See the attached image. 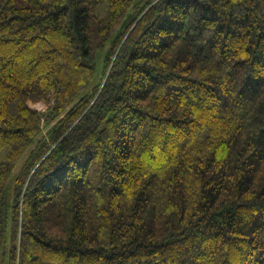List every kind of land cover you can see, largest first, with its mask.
<instances>
[{"label":"trees","instance_id":"trees-1","mask_svg":"<svg viewBox=\"0 0 264 264\" xmlns=\"http://www.w3.org/2000/svg\"><path fill=\"white\" fill-rule=\"evenodd\" d=\"M0 264H264V0H0Z\"/></svg>","mask_w":264,"mask_h":264},{"label":"rangeland","instance_id":"rangeland-1","mask_svg":"<svg viewBox=\"0 0 264 264\" xmlns=\"http://www.w3.org/2000/svg\"><path fill=\"white\" fill-rule=\"evenodd\" d=\"M30 107L34 110L39 111V112H45L46 111V107L43 103L30 104Z\"/></svg>","mask_w":264,"mask_h":264}]
</instances>
